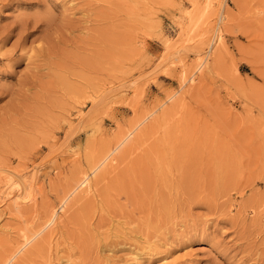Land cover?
Here are the masks:
<instances>
[{
  "label": "rangeland",
  "instance_id": "1",
  "mask_svg": "<svg viewBox=\"0 0 264 264\" xmlns=\"http://www.w3.org/2000/svg\"><path fill=\"white\" fill-rule=\"evenodd\" d=\"M6 172L0 264H264V0H0Z\"/></svg>",
  "mask_w": 264,
  "mask_h": 264
},
{
  "label": "bare ground",
  "instance_id": "2",
  "mask_svg": "<svg viewBox=\"0 0 264 264\" xmlns=\"http://www.w3.org/2000/svg\"><path fill=\"white\" fill-rule=\"evenodd\" d=\"M216 43H220V41H222V35H217V37H216ZM110 157H111V155H109ZM107 158V157H106ZM105 158V159H106ZM111 161H114V158H112L111 159ZM104 162H105V160H104ZM3 179H4V181L3 182H5L7 185H8V188L10 189V191H7L6 192V190L3 192V196L0 198V205H4V203H5V201L7 200V199H10V198H13V204H14V206L16 205V206H18V204L20 203V202H22L23 203V201L25 202V201H27L28 199H30L31 197H29V196H23L22 194H23V191L25 190V179L24 180H21V177L19 176V177H17V176H15L14 174H12L11 172L10 173H5V175L3 176ZM87 180H88V177H82V180H81V182L78 184V186L76 187V189L77 188H79V187H81V186H83L84 184H86L87 183ZM3 182H2V184H3ZM89 184V183H88ZM5 185V184H4ZM88 186V185H87ZM85 188V187H84ZM8 190V189H7ZM14 190H16V192L15 193H13L12 194V192L14 191ZM85 191V190H84ZM7 202V201H6ZM65 203V200H63V202H62V206H63V204ZM62 206L60 207V208H62ZM53 214H52V216H51V219H50V222L53 220V215L56 213V211H54V212H52ZM52 223V222H51ZM26 241H28V240H26ZM23 245V244H22ZM17 251V250H16ZM13 258V256H10V258L8 259V261H7V263H9V261L11 260Z\"/></svg>",
  "mask_w": 264,
  "mask_h": 264
}]
</instances>
